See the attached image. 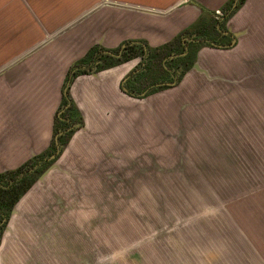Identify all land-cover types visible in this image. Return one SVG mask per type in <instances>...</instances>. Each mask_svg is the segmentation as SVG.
Masks as SVG:
<instances>
[{
    "label": "rangeland",
    "instance_id": "374dc122",
    "mask_svg": "<svg viewBox=\"0 0 264 264\" xmlns=\"http://www.w3.org/2000/svg\"><path fill=\"white\" fill-rule=\"evenodd\" d=\"M252 46L210 47L226 53L149 97L125 93L112 134L76 130L11 213L2 264H264V49Z\"/></svg>",
    "mask_w": 264,
    "mask_h": 264
},
{
    "label": "crops",
    "instance_id": "0c3cea01",
    "mask_svg": "<svg viewBox=\"0 0 264 264\" xmlns=\"http://www.w3.org/2000/svg\"><path fill=\"white\" fill-rule=\"evenodd\" d=\"M182 1L188 0H0V174L51 153L67 74L94 49L116 59L127 42H143L145 52L73 82L70 97L83 117L81 130L99 136L113 133L114 108L129 110L131 97L123 86L142 84V94L158 86L138 75L147 73L149 56L186 31L193 30L174 44L172 56L160 60L166 80H176L166 65L187 43L194 46V60L185 79L206 57L226 53L210 49L216 44L230 55L242 39L264 49L258 45L264 40V1L247 0L224 26L220 15L230 0H200L189 6ZM201 17L204 21L197 26ZM5 248L4 239L0 264Z\"/></svg>",
    "mask_w": 264,
    "mask_h": 264
},
{
    "label": "trees",
    "instance_id": "16d2710c",
    "mask_svg": "<svg viewBox=\"0 0 264 264\" xmlns=\"http://www.w3.org/2000/svg\"><path fill=\"white\" fill-rule=\"evenodd\" d=\"M245 2L246 0H230L222 9L225 18L224 22H222L221 25L224 26V24H226V22L233 17V15L245 4ZM229 3H232V5L234 4L233 9H230V11L224 10ZM203 21L204 17H201L197 26H200ZM185 34L186 32L177 37L175 41L158 48L154 52L156 54L155 56H149L150 61L145 68L147 73H142L138 76L143 78H149L156 85L163 84V76L165 75L164 72H162L163 69H161V66L159 64L160 60L172 56L173 47L175 46L174 44L180 41L181 37ZM143 44V42H127L124 48L121 49L119 58L116 59L105 55L99 56L98 49H94L83 60L76 63L70 68L63 88V101L55 120V138L56 136H58V134H61L67 130V121H72L74 125L69 135L64 134L65 136L59 137L58 141L60 152L65 148L68 143V139L74 134V132L84 126L83 117L79 110L75 107L70 97V88L75 79L81 75L101 72L105 69L114 67L124 62H128L132 59L144 57L145 52L142 47ZM207 45L211 46L210 44ZM219 45L220 44H216L215 46L218 47ZM199 49L200 47H198L197 50ZM119 50L116 51V53H118ZM193 60L194 57L192 56L187 59L181 58L176 62V64H178V62L188 64L184 65V67H182V70L178 71V76H176V80H173L172 83L176 84L182 80L186 73L192 68ZM148 72L150 74H148ZM138 79L139 78L137 77L135 80L136 84H138ZM166 87L167 86H159L158 88L155 87L147 91L146 95L141 96V94L143 93L142 84L140 85V87H137L136 85L134 86L131 82V84L129 83V85L127 84L123 86V91L131 97L145 98L162 91ZM61 112L63 114L62 118L59 117V114ZM53 149H55V139L53 140L51 145V150ZM45 157V155L37 156L28 161L24 166L17 170L8 171L6 173L0 174V242L15 206L19 203L23 196H25V194H27V192L32 188L34 183L51 166V163L45 165ZM3 220L5 223L2 225L1 223L3 222Z\"/></svg>",
    "mask_w": 264,
    "mask_h": 264
},
{
    "label": "flooded vegetation",
    "instance_id": "af4514ba",
    "mask_svg": "<svg viewBox=\"0 0 264 264\" xmlns=\"http://www.w3.org/2000/svg\"><path fill=\"white\" fill-rule=\"evenodd\" d=\"M221 18L223 19V21H224V18H225V16H224V14L222 13L221 15ZM194 50V46L193 45H189L188 43L187 44H185L184 45V47H182V48H180L179 49V52L178 53H180V54H175L176 56H179V57H177V58H175V59H173V60H170L169 62H167V65H166V69H168V68H170V69H168V71H171L172 72V75L173 76H178V71H180V70H182V67H184V65H186V64H188V63H186V64H184L183 62H178V64H176V62L178 61V60H180L181 58H185V59H187V58H189V57H192L193 56V53H192V51ZM175 61V62H174ZM172 78V77H171ZM174 79L172 78V79H169V80H166L165 78H163V81H162V83L163 84H157L158 86L156 87V88H158L159 86H169V84L173 81ZM156 85V84H155ZM67 125H68V127H67V130L66 131H64L63 133H61V135L59 136V137H63V136H65L64 134H66V135H69V133L72 131V129H73V125H74V123L72 122V121H67ZM59 135V134H58ZM57 137V136H56ZM56 139V138H55ZM55 148H56V152H57V150H58V147H57V144H56V140H55ZM52 153V152H51ZM50 153V154H51ZM49 154V155H50ZM56 154V153H55ZM60 154V153H59ZM48 155V156H49ZM53 156V155H52ZM51 156V157H52ZM47 157V156H46ZM45 157V159H46V161H45V165L46 164H49V163H51V165L54 163L53 161H55V160H50V158L49 157H47L46 158ZM5 222H4V220H3V222L1 223L2 225L4 224ZM3 235H4V233H3ZM3 238V237H2ZM1 242H2V239H1ZM1 242H0V244H1Z\"/></svg>",
    "mask_w": 264,
    "mask_h": 264
},
{
    "label": "water",
    "instance_id": "95a60500",
    "mask_svg": "<svg viewBox=\"0 0 264 264\" xmlns=\"http://www.w3.org/2000/svg\"><path fill=\"white\" fill-rule=\"evenodd\" d=\"M182 3H184L183 1H182ZM181 3V4H182ZM171 85H173V84H171ZM147 94V92H145L144 94H142V96H144V95H146ZM61 134H59L57 137H56V144H57V147H58V150H57V152H56V154H54L51 158H50V160H56L57 159V157H58V155H59V153H60V149H59V141H58V139H59V136H60ZM49 170V168L46 170V172ZM45 172V173H46ZM44 173V174H45ZM43 174V175H44Z\"/></svg>",
    "mask_w": 264,
    "mask_h": 264
}]
</instances>
